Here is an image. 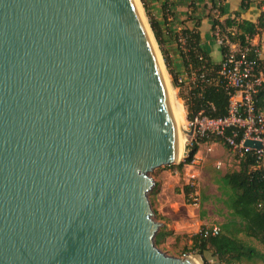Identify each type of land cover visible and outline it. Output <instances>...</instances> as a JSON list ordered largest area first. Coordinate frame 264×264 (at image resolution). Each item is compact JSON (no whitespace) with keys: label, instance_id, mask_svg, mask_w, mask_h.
<instances>
[{"label":"water","instance_id":"water-1","mask_svg":"<svg viewBox=\"0 0 264 264\" xmlns=\"http://www.w3.org/2000/svg\"><path fill=\"white\" fill-rule=\"evenodd\" d=\"M138 1L0 0V264H204L156 243L181 143Z\"/></svg>","mask_w":264,"mask_h":264},{"label":"trees","instance_id":"trees-1","mask_svg":"<svg viewBox=\"0 0 264 264\" xmlns=\"http://www.w3.org/2000/svg\"><path fill=\"white\" fill-rule=\"evenodd\" d=\"M145 8L149 23L160 46L168 70L176 86L178 77L172 67L168 57L161 23L156 19L149 9L148 1L141 0ZM227 0H209L208 17L212 21V30L215 32L217 26L221 27L222 33L229 36L231 41L239 42L242 45H249L254 37L259 34L264 27V11L257 22L240 18V13H235L234 17L221 18L225 15L224 3ZM250 0H243V8H248ZM173 0H164L163 12L165 20L173 13ZM192 11L188 20H195L193 28L185 27L180 32L186 38L187 50H181L185 69H191L201 74L205 70L211 82L198 80V85L191 90L186 106L189 110V119H193L199 111H204L205 115L211 118H225L230 110V90L222 82L218 71L221 61L214 60L202 45L201 19L193 17L197 6L195 2L190 4ZM217 10L218 15H213L212 11ZM179 35V33H178ZM222 53L226 51L221 47ZM205 66V69H203ZM257 110L264 112V91L257 96ZM236 140L240 143L243 139V131L238 130ZM231 135V129L227 130ZM212 141L223 144L228 149H234L225 138L211 135L210 137L199 138L188 145L189 151L185 161L178 165L182 169L185 164H191L200 149V143ZM174 166V165H172ZM171 166V167H172ZM221 191L220 201L226 208V219L222 224L219 235H205V232L197 234L193 238V246L185 254L198 251L202 255L204 263L209 264L205 253L212 252L220 264H255L258 260L264 263V251L259 249L251 240L258 241L264 247V161L258 162L255 151L245 152L240 160L239 169L229 171L218 180ZM191 185L185 186V196L189 201L192 191ZM249 240V241H248ZM161 238H157L156 243H160Z\"/></svg>","mask_w":264,"mask_h":264},{"label":"rangeland","instance_id":"rangeland-1","mask_svg":"<svg viewBox=\"0 0 264 264\" xmlns=\"http://www.w3.org/2000/svg\"><path fill=\"white\" fill-rule=\"evenodd\" d=\"M145 12V19L148 23L149 18ZM212 14L218 15V12L213 10ZM184 25L187 26V23ZM214 34L215 32L212 31L213 41L217 43ZM260 46L264 49V41L260 43ZM158 47L160 49L159 44ZM215 49V58L218 60L222 59L221 47L215 46ZM162 58L170 88L175 92L178 102L183 105L187 130V121L189 120L188 107L177 85L174 86L173 84V78L163 54ZM189 141L190 139L187 135L183 147V155L179 163L173 164L174 166L171 165L172 167L161 166L151 174L155 185L149 193V198L155 215L154 219L163 223L156 236V240L159 237L161 238L157 246L169 256L184 257L196 254L202 257L198 251L189 254H185V252L193 246L195 235L215 225L222 227L226 219L227 210L219 200L221 191L218 180L225 173L239 169L242 157L238 149H228L221 143L203 141L200 143V149L194 161L191 164H185L180 169L178 165L185 161L189 153L187 149ZM186 185H191L193 188L189 201H187L185 196L184 189ZM251 242L264 251V247L258 241L251 240ZM205 256L209 264H220L211 252H206ZM255 264L264 263L258 260Z\"/></svg>","mask_w":264,"mask_h":264},{"label":"built area","instance_id":"built-area-1","mask_svg":"<svg viewBox=\"0 0 264 264\" xmlns=\"http://www.w3.org/2000/svg\"><path fill=\"white\" fill-rule=\"evenodd\" d=\"M256 36H264V27ZM214 37L221 47L226 48L218 74L230 90L229 115L216 119L205 115L203 110L199 111L193 119L187 121V131L193 130V134L188 135L190 139L188 145H192L193 141L199 138L217 135L225 138L230 146L241 152V155L248 151H255L258 162L264 161V112L257 110L256 98L261 91H264V49L253 40L249 45L231 41L229 36L222 33L220 26H217ZM177 41L180 50H187L186 38L182 34ZM202 71L201 74H198L195 69L188 72L190 94L191 90L198 85L199 79L203 82H211L207 79L206 71ZM179 82L178 85L184 83L183 79H179ZM228 129H231V135L227 134ZM238 130L243 131V139L240 143L236 140ZM247 139L262 142V148L245 147L244 142ZM204 232L205 235H219L221 226L215 225L205 229Z\"/></svg>","mask_w":264,"mask_h":264},{"label":"crops","instance_id":"crops-1","mask_svg":"<svg viewBox=\"0 0 264 264\" xmlns=\"http://www.w3.org/2000/svg\"><path fill=\"white\" fill-rule=\"evenodd\" d=\"M147 1H148L149 9L152 11L156 19L162 25L164 44L168 52V57L172 63V67L177 74L178 77L177 83H180L179 79H183L184 81V83H181L179 85L177 84V87L178 90L180 91L182 98L186 102V100L190 96V90L188 86L189 75H188V71L185 69L184 61L181 55V50L179 48V44L177 40L178 37L182 34L180 31L183 28L185 27L193 28L195 26V20H188L189 15L191 14L192 11V8L190 6L192 2H195L197 6L196 13L193 14V17L201 19V26L199 30L201 32L202 45L204 49L211 55V57L214 60L216 61L222 60V59L218 60L214 56L216 51L215 46H220V45H218L213 41L212 21L208 17L209 0H173L174 5L172 7V11L175 14L169 16L168 21L165 20L164 12H163L164 0H147ZM242 2L243 0H227L224 3L225 15L221 18V20H224L226 17H234L235 13L239 12L240 18L257 22L264 11V0H250L249 6L246 9L243 8ZM185 23H187V26L184 25ZM263 41H264V36H255L253 39V42L259 45ZM213 257L216 259L215 256Z\"/></svg>","mask_w":264,"mask_h":264},{"label":"bare ground","instance_id":"bare-ground-1","mask_svg":"<svg viewBox=\"0 0 264 264\" xmlns=\"http://www.w3.org/2000/svg\"><path fill=\"white\" fill-rule=\"evenodd\" d=\"M140 9H141V14L143 18L145 19V15L143 12L142 5L138 1ZM146 23L147 20L145 19ZM148 26V23H147ZM152 33V32H151ZM168 80V79H167ZM170 93L172 96L173 104H174V109H175V114H176V120H177V125L179 129V134H180V143H181V157L183 155V147L185 144V140L187 139V130H186V121H185V115H184V109L183 105L178 102V99L175 96V92L170 88ZM186 137V138H185Z\"/></svg>","mask_w":264,"mask_h":264}]
</instances>
